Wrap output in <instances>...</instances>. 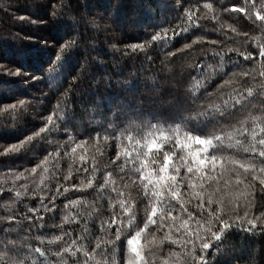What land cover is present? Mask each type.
<instances>
[{
  "label": "trees",
  "instance_id": "1",
  "mask_svg": "<svg viewBox=\"0 0 264 264\" xmlns=\"http://www.w3.org/2000/svg\"><path fill=\"white\" fill-rule=\"evenodd\" d=\"M256 2L257 7L251 12H238L233 5L235 9H249L253 0H0V65L7 69H20L19 75H9L7 71L0 70V150L38 133L46 125V118L49 115L53 117V124L48 125L51 132L40 133L14 155H0V185L22 191L19 185L26 184L43 195L40 188L46 186L55 191L59 183L70 189V199L77 200L81 193L73 190L72 185H80L85 179V173L79 170L81 155L87 158L88 168L93 167L94 156L101 171L111 170L108 155L111 150L102 149L103 154L97 152L98 143L103 142H98L95 134L91 139L83 135L86 126L95 127L103 122L104 117L124 120L133 137L132 144L140 141L143 150L148 152L146 145L155 139L157 145H162L166 151L171 145L166 143L161 133L166 134L168 126L178 116L183 115L190 124L195 123L190 119L195 111L213 105L222 110V102L240 88L245 78L237 79L232 75L236 73L238 76L240 72L235 64H242L243 68L255 73L256 80H249L248 86L257 88L261 81L259 72L264 71L261 68L264 58L258 55V48L264 47V23L255 21L253 17L264 0ZM206 3L213 7L205 9ZM54 6L62 14L53 16ZM185 10L194 17L191 22L178 19L186 16ZM183 28H188V31H181ZM174 32L179 35L174 36ZM153 35L158 36L156 41L151 40ZM201 37L202 40L199 39ZM70 40L75 41V46L57 62L59 48ZM194 40L197 41L195 44L192 43ZM185 44L192 46L184 48ZM132 45H144V48L133 50ZM246 51L252 52L254 63L244 62L243 56L239 55ZM206 74L209 95L193 104L189 97L193 78ZM20 100L25 104L19 105ZM12 105L16 106L15 109L10 107ZM66 113L70 122L67 129L63 124ZM157 120L160 123L155 127H147L149 121L155 123ZM72 125L82 135L73 136L70 142L68 134H72ZM233 126L238 125L233 123ZM77 144L80 147H76ZM130 146L126 137L118 150ZM73 147H76L74 157ZM153 153H157L155 147L149 156ZM37 164L41 167L32 173L31 168ZM44 168L49 171L44 172ZM65 176L69 177L67 181ZM87 176L93 178L91 172ZM113 179L121 187L120 178L114 176ZM121 190L128 194L130 188ZM14 194V191L10 192L11 196ZM221 195L227 200L228 190H223ZM253 195L255 204L249 212L259 215L264 212V192L258 184ZM94 196L90 189L84 190V204L73 205L68 211L79 212L82 223L91 219L94 208L88 205ZM113 196L115 203L119 198L115 194ZM131 196L134 197L131 203L143 199L142 194L135 190H131ZM32 201H37L38 206V196L31 194L24 203ZM0 203L11 204V201L4 196ZM66 203L63 196L57 199L59 214L54 219L50 214H43L47 231H52V226L60 223L66 214ZM18 206L24 207L23 204ZM192 207H195V201ZM103 210L107 214L112 208L105 204ZM133 210L136 213L133 223L142 226L145 204ZM224 210L231 214L229 208ZM237 210L243 215L242 203ZM160 211L158 206V220ZM6 214L0 209V216ZM181 215L177 207L173 211L177 221H168L171 231L168 227L157 231L150 226L151 232L145 231L138 246L147 250L153 234L157 240L164 235L182 239L181 233L176 231V226L183 223L179 219ZM189 225L192 231L196 230L194 221H189ZM24 230L27 231L26 225ZM75 230L79 233L80 228ZM32 234L37 235L35 229ZM190 250V244L187 248L179 244L170 245L164 248V255L168 256L170 251L177 254L169 257L170 264H184L185 259L187 264H192L191 257L184 255ZM153 255L156 264H161L160 251L155 250ZM207 260L210 264H264V234L232 229L219 247L209 249Z\"/></svg>",
  "mask_w": 264,
  "mask_h": 264
},
{
  "label": "snow or ice",
  "instance_id": "2",
  "mask_svg": "<svg viewBox=\"0 0 264 264\" xmlns=\"http://www.w3.org/2000/svg\"><path fill=\"white\" fill-rule=\"evenodd\" d=\"M180 7L182 8L183 4ZM212 7L211 3L204 4L205 9ZM256 7V0H253L249 9L244 7L235 9L233 5L234 10L238 12H251V9ZM185 11L186 16L178 19L191 22L194 19L192 13L189 10ZM60 14L62 13L54 6L53 16ZM253 19L264 23V3L255 11ZM181 31L186 32L188 28ZM173 35L179 33L174 32ZM157 39V35L151 37L152 41ZM196 42L194 40L192 43ZM212 43L215 44L216 41ZM74 46V40L62 45L56 55L57 62L64 59L67 51ZM191 46L185 44L184 48ZM131 47L137 50L143 49L144 45ZM239 55L243 56L244 62L254 63L252 52H241ZM258 55L264 58V47L258 48ZM234 67L239 68L240 72L238 76L236 73L232 75L237 79L245 78L240 88L228 100L222 102V110L213 105L211 108L204 107L200 111H195V115L190 118L195 123L190 124L183 115L178 116L176 121L168 126V132L161 133L166 143L171 145L166 151L162 145H157L155 139L146 145L148 152L143 150L140 141L132 144L133 137L125 127L124 120H110L104 117L101 124L95 127L86 126L83 135L91 139L95 134L97 141L103 142L98 143L97 152L103 154L102 149L111 150L108 152L111 170L101 171L94 156L93 167L88 168L87 158L81 155L79 170L85 173V179L80 185H72L73 190L81 193L77 200L70 199V189L59 183L55 191L46 186L40 188L39 192L43 195H39L26 184L19 185L22 191L15 188L6 189L4 185H0V193L4 194L0 195V201L4 200V196H8L11 201V204L0 203V209L7 213L0 216V264H156L153 253L157 249L162 257L161 264H170L169 257L177 254L170 251L168 256H165L164 248L176 244L182 248L191 245V250L184 255L191 257L192 264H210L207 260L209 249L219 247L230 230L243 229L250 233L259 231L264 234V212H260L259 215L249 212L255 204L253 194L257 184L264 192V71L259 72L261 81L254 89L248 86V81L256 80L255 73L243 68L239 63ZM261 68L264 69V60L261 61ZM0 70L7 71L9 75L20 74L19 68L12 70L0 65ZM207 79V74L193 78L189 90L193 104L209 95L206 90ZM18 104L24 105L25 101L20 100ZM10 107L15 109L16 106ZM238 115L240 118H237ZM46 119V125L41 127L38 133L26 137L18 144L4 146L0 150V155H14L40 133L51 132L52 129L48 125L53 124V117L49 115ZM69 123L66 113L63 120L65 129ZM159 123L158 120L155 123L149 121L147 127L152 128ZM164 123L168 124L167 121ZM233 123L238 126H233ZM81 135L79 129L72 125V134H68V140L72 142L73 136ZM126 137L131 146L118 150V146L123 144ZM83 142L81 140V143ZM64 147L67 148L68 145L65 144ZM76 147H80V144ZM76 147L71 150L73 157ZM154 147L157 153L149 156ZM40 167L41 165L37 164L31 168V172L36 173ZM43 171L48 172L49 169L44 168ZM89 172L93 174V178H88ZM114 176L120 178L121 187L115 183ZM68 179V176L64 177L65 181ZM213 185L216 187L213 188ZM121 188H130V191L125 194ZM86 189L95 193L93 202L88 205L94 208V215L82 223L79 212L68 210L73 205L84 204ZM225 189L229 193L227 200L221 195ZM131 190L142 194L143 199L138 203H131L130 201H134ZM13 191L15 194L11 196L10 192ZM30 194L38 196V206L37 201L24 203ZM113 194L119 198L115 203ZM61 196L67 201L66 214L49 232L46 230L43 214H50V218L54 219L59 214L56 201ZM241 203L245 209L243 215L237 210ZM20 204L24 205L23 209L19 208ZM105 204L112 208L110 213L106 214L103 210ZM140 204H145V219L142 226L133 223L136 215L133 209H138ZM158 206L161 207L159 220ZM177 207L182 214L179 219L183 223L176 226V231L181 233L183 238L172 239L169 235H164L157 240L153 234L147 250H142L138 246L139 241L146 230L151 232L150 226L157 231L164 227L171 231L168 221L171 220L173 223L177 221L178 217L173 216V211L177 210ZM226 207L231 210V214L224 210ZM189 221L195 222V231L190 229ZM5 224L7 227H4ZM25 225L27 231L24 230ZM76 227L80 228L79 233L76 232ZM33 229L37 233L35 236L32 234ZM57 232L59 234H56ZM53 256L55 259H52ZM184 264H187V259Z\"/></svg>",
  "mask_w": 264,
  "mask_h": 264
}]
</instances>
